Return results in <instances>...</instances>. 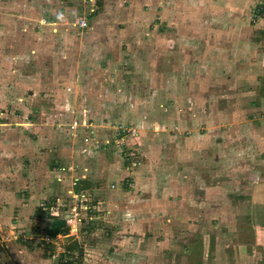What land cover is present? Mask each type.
<instances>
[{
  "label": "rangeland",
  "instance_id": "obj_1",
  "mask_svg": "<svg viewBox=\"0 0 264 264\" xmlns=\"http://www.w3.org/2000/svg\"><path fill=\"white\" fill-rule=\"evenodd\" d=\"M57 1L49 0L46 5L43 0H0V263L35 264L32 259L39 256L47 259L46 264H202L207 253L204 263L216 264L211 246L208 252L204 248L198 251L199 244L204 240L210 244L214 236L217 252L225 239L237 244L239 251L251 235L240 216L242 209L230 198V188L223 191L230 200L208 202L203 207L206 211L227 207L229 211L218 212L219 219L209 212L195 222L194 199L188 208L192 216L183 217V212L173 209L181 207V195L201 197L197 176L202 175L203 184L209 185L210 168L217 175L218 170L223 172L220 167L229 170L226 166L234 162L221 154L225 161L204 162L202 169L197 156L191 155L182 165L183 157L174 150L195 128L206 130L214 115L225 126L229 113L246 109L239 103L228 104L229 109L218 104L227 99V89L249 85L239 62L246 39L257 45L252 55L258 50L254 42L258 29L249 24L264 18V0H169L164 6L161 0L156 7L148 0H100L105 2V13L87 18L88 22L94 18L96 38L80 32L79 44L62 42L60 33L52 34L53 29L43 22V8L51 9ZM60 3L58 6L70 7L75 16L85 18L97 5L83 6L79 0ZM239 22L245 24L236 26ZM232 34L235 40L230 38ZM66 46L72 48L70 53ZM228 54L234 58H224ZM89 68L95 72L89 73ZM251 110L249 115L256 117ZM194 120L200 126L190 129ZM152 137L157 138L159 151L153 145L150 148ZM88 139H94L95 150L104 151L107 145L110 156L82 161ZM101 139L109 143L104 145ZM151 150L157 159L150 166L156 169L159 183L152 192L145 190L143 197L158 196L160 203L149 207L160 210L161 194L168 192L163 205L166 213L155 217L144 212L143 204L113 194L111 186H120V194L136 192L137 179L151 172L147 169L137 178L135 175L149 160L146 154H152ZM208 158L204 156V161ZM164 159L166 164L161 166ZM115 160L120 161L117 178L116 170L111 176L105 171ZM256 161H260L257 156L250 159L252 168L258 166ZM84 163L89 173L83 169ZM99 168L105 171L104 180ZM87 173L98 180L93 188L82 182ZM222 175L220 185L229 181L226 173ZM181 177L189 183L186 194ZM38 178L43 184L35 183ZM201 187L204 191L206 186ZM73 192L86 195L88 210L81 208ZM5 194L17 199L27 194L39 198L35 205L41 206L40 217L47 219L46 231L37 232L33 210L21 215L22 223L13 215L4 226L1 204ZM130 204L134 215L126 219L125 213L131 215ZM74 205L78 214L71 210ZM56 211L59 215L53 214ZM54 218L67 222L55 237ZM218 228L229 232L209 235ZM218 261L229 264L222 252Z\"/></svg>",
  "mask_w": 264,
  "mask_h": 264
},
{
  "label": "crops",
  "instance_id": "obj_2",
  "mask_svg": "<svg viewBox=\"0 0 264 264\" xmlns=\"http://www.w3.org/2000/svg\"><path fill=\"white\" fill-rule=\"evenodd\" d=\"M38 1L39 0H35L36 3ZM157 1L158 3L163 2V6H164V4L166 5V3H168L167 1L169 0H162V1L161 0H148V3L150 6L153 5L156 7ZM54 2L55 1H53V3ZM60 2L61 0H58L56 2V5L54 4V6H52L51 9L43 8L45 11L43 17L45 18H42V20L43 22H45V25L53 29L52 30L53 32L51 31L50 32L52 34L55 32L56 33L59 32L60 33L59 37L64 39L62 42H67V43L76 41L75 44H79L80 42L77 39V36H79L80 32H86V34L90 33L91 36L96 38L94 36L96 35V31H95L96 27L94 24V18L93 19L91 18L89 20L88 22L89 26H87L86 28H80L78 27L77 23L84 15L79 16L77 14V16H75L73 13H71L70 7L68 9H65L62 6H58V5H61ZM96 2H97V5H96ZM43 3L48 5L50 2L49 0H43ZM94 3L96 5L95 7L96 12L94 11L92 14H88L87 17L89 18L92 15L94 16L96 15L95 17H98V15L100 16L102 12L104 11L103 7H106L105 2L104 4H102L100 0H96V1L94 0ZM117 7L118 6H116V10L118 9ZM50 13L52 14L49 15ZM104 13L105 12H103V14ZM70 14H73L75 17ZM48 17H52V19L48 20L47 19ZM71 17L73 19H71ZM229 20L233 22L234 18H231ZM244 22H239V24L238 25L236 24V26H239L243 24ZM45 25H42V26H45ZM249 26L251 27L255 26L256 30L258 29V31L256 32L257 34L254 35L255 36L254 42L259 45L258 50H256L255 54L252 55V52H253L252 49L257 48V45L255 46L252 45L253 39H250V40L246 39L247 43L244 45L245 47V49H243L244 54H242L244 55L242 56L243 60L239 62L245 67L244 74L248 76V78L250 79L248 82L249 85L237 86L239 88L233 91H231L230 89H227L228 90L227 93L229 94L224 96L227 99L223 100L222 104L220 102L218 104L219 106L222 105L223 108L229 109V106H227L228 104L235 105V103H239L241 106H245L246 109H243L242 111H240V113L239 112L235 113V111H232L233 112L232 114L229 113L225 126L220 125L223 119H221V117L219 116L217 117L214 115V117L210 119V122H209L210 125L206 128V130L198 131L195 128L194 130H196V132L192 136H190V138L188 136L185 138H182L180 142L178 143V146H175V150H174L176 151L175 152L176 154L179 153L180 158L183 157L181 158V162L183 161V159L189 158L191 155H196L197 157L195 158L197 160V164L199 165V167H202V169L205 163H210L212 165L214 164V160L216 161V163H219V162L222 163L223 161H225V159H221V154H223L225 157H230V159L226 158V160L230 161V163L234 162L232 165L226 166L227 168L230 167L229 170H232L234 172H229V170H224V169L221 170V167H220V171H223V172H219L218 170L217 173L219 174L216 175L215 174L216 170H212L210 168V170L213 172L210 171V174L212 176V182L209 185L203 184L202 175L197 176L195 178L196 187L201 188L197 190V194H200L201 197L195 195V198L194 197L191 198V197L181 195V198H180L181 207L177 205L175 208H173L174 210H179L180 212H183L181 214L183 217H189L192 215H190V213L188 212V208H191L193 205L192 203H194L195 206L193 207H195L196 209V213H195L196 218H194L195 222L199 221L198 217L206 213H209V212L212 214L211 217L215 218L214 216H217L215 219H219L220 218V215L218 213L219 211H222V210L229 211L227 207L215 208V209H212L211 211L210 210L206 211L204 210L203 207L205 203H208V202H211V203H220L221 201L226 202L227 200H230V198L232 197V199L234 200V204L236 203L237 206H239V208L242 209L243 213L240 216H242V218L247 222L246 227L249 230V233L251 235V240L250 241L247 240L245 244L243 245L244 247L242 246V248H239L240 250L238 251L237 244L229 243L228 240L225 239L224 243L222 244V247L220 246L218 247V252H219L218 253L217 252V242H215V236L212 237V242L210 244L206 240H204L203 245L202 243L198 245V251L200 250L203 251V248H204V252H208L211 246V249L213 252L212 255L217 256L216 264H220L218 259H220L221 257V252H222L223 260L225 262H228L229 264L231 263L233 264H244V263L245 264H264V18L258 19L254 25L249 24ZM231 37H233L232 39L235 38L233 34L230 35V38ZM89 46H92V45H89ZM69 49L72 50V48H70L69 46H66L67 53H70ZM96 49L97 48L92 49L93 52ZM235 55L236 54L234 53V56ZM228 57L234 58L230 54L224 56V58L226 59ZM249 57H252V60H250ZM231 60H230V63L228 64L232 63ZM251 65L255 67V72H251L250 70V68H252ZM91 66L93 65L91 64ZM87 71H89V73L91 74L95 72V71H92V68L87 69ZM252 108L255 111L253 115H255L256 117L254 118H252L249 115V111ZM246 114H248L249 116H247ZM169 122L174 123V120L170 119ZM190 126H191L190 129H192V126H200V124L197 122V120H194L190 122ZM221 126H224V128ZM159 134L160 136L161 135L163 136V139L166 138L164 134L162 133H159ZM160 136L158 137V140L160 139ZM100 138H103V137H100ZM103 139H101V143L104 142L103 143L104 145L108 144L109 140H112V138L109 140L106 139L105 141ZM156 139L157 138L152 137L151 139H149L148 143L151 149H153L151 147V145H153L155 150L159 151L160 148L157 144ZM171 139L172 138H170V140ZM93 142H95L94 139H88L85 142V150H84V153L82 154L84 160L82 161H85V162L87 161L90 163L93 157H96V158L98 157L100 158L99 160H101V157H103V155L105 157L110 156L108 155L109 153L107 149L109 150V147L107 145L104 151L95 150ZM110 146L114 147L111 144ZM150 152L152 154H148V155L146 154V158L148 156L149 160L146 161L145 166L142 165L143 166L142 170H136L135 175L137 178V175L139 176L140 173L143 174V170L147 171V169L150 170L151 172L148 174V176H141L139 180L137 179V182L134 188L136 189V192L134 191V193H132L131 196L128 194L127 195L120 194L119 193L120 186L116 187L114 184L111 186L113 188L112 191L115 192L113 194L120 195L123 200L130 198V201L132 202L135 201V203H139L137 204L139 206L143 204V206H145L144 212L146 214L149 213L151 216L155 217L161 212L166 213V208H164L163 205L164 203L166 204L167 199L165 197L168 192H166L167 190H165L163 194H161L162 204H161L160 210L159 209L153 210L151 207H149V206L153 207L155 203H160V199L158 196L151 197L152 199L151 198L146 199L143 197L144 193H146L145 190H147V192H152L159 183L156 177L154 176V175H157L155 173L156 169H154V166H150L152 164L153 165L156 164V159H157V156L155 155L156 152L154 150H151ZM82 155L80 154L81 157ZM204 156H209V158L206 159V161H204ZM256 156L257 158L259 157L260 161L258 162L256 161V165L258 166L252 168L253 166H252V163L250 162V159H252L253 161V159L254 160L256 159ZM152 159L155 162H153ZM166 161L167 159H164L162 163L161 162L159 163H161V166H163V163L165 165ZM119 162L120 161L118 160L111 162V164L106 166L107 170L105 171H108V174L111 176L112 171L116 170L115 177L117 178L119 175V172H118V167H120ZM186 162H187V159H186ZM241 164H243L242 167L240 166ZM182 165H183V162H182ZM39 166L44 168L45 164H41ZM83 169H85V171L86 172L88 171L89 173L90 168H88V165L86 163H84ZM85 171L83 173H85ZM97 171L101 172L100 178L104 180V178H106L104 177L105 171L103 170L101 171L100 168ZM97 171H95V173H97ZM39 172H40V169H39ZM88 173L84 174L85 177L83 178L82 182L87 187L93 188V186L95 187L97 185L98 180L97 179L95 180L93 175L88 174ZM124 173H125V170H124ZM185 173H187L186 169H185ZM185 173L182 176L183 179H184ZM223 173H226L229 181H227L223 185H220V178ZM132 174H134V172ZM110 176H109V179H110ZM182 177L180 178V181H181L180 186L185 185V189H186V184L188 185L189 183H187L188 180L182 181L183 180ZM39 179L40 178H38V180L35 183H38L39 185L43 184L44 180L42 181L41 179L40 181ZM25 185L29 186L28 182ZM202 185L206 186L204 191H203V188L201 187ZM164 186H167V184ZM225 188L227 189L230 188L231 191H228V193L231 194L230 198L225 197V194L223 193V191H225ZM186 193H187V189L185 190L184 194ZM4 197L6 201L1 204L2 206L1 222L4 226L8 225V222L10 221V218L13 215H16L19 218L18 221L20 220V223H22V221L24 220L21 219V215L27 214L29 210H33L34 217H36V220H37L36 222L37 232L39 231V232L44 233V231H46L45 229L47 226H45L46 225L45 223L47 219L40 217V216L38 217V215L36 214V211L39 209V207H41V206L35 205V202H38L40 200L39 198L35 199L36 196L29 198V194L26 195V198H22V199H19V198L17 199L16 196H15L16 198L15 199L14 197H10L7 194H5ZM192 199L194 200L192 201ZM188 200H190L189 206H187L186 204ZM130 201L128 202L131 203ZM116 202H118V204H116L117 206L120 205L119 201H116ZM19 205H20V208L18 210ZM126 209H129V207H127ZM240 209L238 212H240ZM129 210L131 211V215H128L129 212L125 213L126 219H130L131 216L134 215V211H132L133 210L132 205ZM211 232L212 233L209 234L210 236L213 233H214L213 235L217 236L218 233H227L229 231H227L226 228H218V230H214ZM206 254L204 255L206 256ZM30 255H32V253ZM204 255H203V262L201 261L202 264H205ZM200 256L202 257V255ZM32 260L34 261L35 264H46L47 263L46 262L47 259L39 258V256H37L35 260L34 259Z\"/></svg>",
  "mask_w": 264,
  "mask_h": 264
},
{
  "label": "built area",
  "instance_id": "obj_3",
  "mask_svg": "<svg viewBox=\"0 0 264 264\" xmlns=\"http://www.w3.org/2000/svg\"><path fill=\"white\" fill-rule=\"evenodd\" d=\"M79 3H81L83 6H84V4H90L92 7H94V0H79ZM80 5V4H79ZM95 11V9L94 8H91L90 9V13H92V12H94ZM87 18L88 17H82L80 20H79V22L77 23V25H78V27H80V28H86L87 26H88V21H87ZM128 181V180H127ZM73 196H74V198L75 199H77V201L80 203V206H81V208H84L85 210L87 209H89V207H88V205H87V198H86V195H83V194H77L76 192H73ZM77 206L76 205H74L73 207H72V212L74 213V214H78V212H77ZM54 215L56 214V215H59V213H58V211H56V212H54L53 213ZM75 219H78L79 221H80V218H78V217H76L75 216Z\"/></svg>",
  "mask_w": 264,
  "mask_h": 264
},
{
  "label": "trees",
  "instance_id": "obj_4",
  "mask_svg": "<svg viewBox=\"0 0 264 264\" xmlns=\"http://www.w3.org/2000/svg\"><path fill=\"white\" fill-rule=\"evenodd\" d=\"M36 214L41 216L43 215L42 210L39 208L36 211ZM67 225V222L65 220H62L60 218H54V222H53V226H52V236H56L63 227H65Z\"/></svg>",
  "mask_w": 264,
  "mask_h": 264
}]
</instances>
